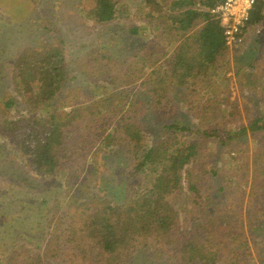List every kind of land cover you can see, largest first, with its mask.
I'll return each instance as SVG.
<instances>
[{
    "label": "trees",
    "instance_id": "1",
    "mask_svg": "<svg viewBox=\"0 0 264 264\" xmlns=\"http://www.w3.org/2000/svg\"><path fill=\"white\" fill-rule=\"evenodd\" d=\"M147 1L133 4L131 0H94L89 10L83 9L82 18L93 21L95 25H103L115 18L128 19L131 13L138 22L142 20L143 25L132 26L129 35L136 37L141 31L153 27L155 38L160 39L162 34L170 36L171 39L163 46L147 43L139 50L135 55L136 62L131 64L133 68L137 63L135 79L143 70H150L147 76L153 83L150 93L157 112L169 109V96L175 92V88L195 90L200 87V94L194 95V100L183 101V104L189 107L195 119L202 121L213 113L221 120L216 122L223 123L226 115L219 108L223 104L220 96V100L215 97L206 99L207 94L215 90L209 82L210 78L220 79L228 67L229 50L225 44L224 30L219 19L210 12L223 0H156L154 8L143 14L140 9L145 11L148 8ZM132 6L137 10L133 11ZM263 21L264 0H256L250 25L256 27ZM61 52L53 49L41 55L26 50L14 66V88L19 94L29 92L25 104L31 113L36 108L40 109V104L49 105L63 88L66 69ZM155 54L161 58L155 59ZM151 58L154 60L152 65L149 63L152 62ZM164 58L166 60L161 63ZM247 69L245 74L237 71L238 83L244 89H256V68L250 63ZM148 84L149 81L144 83ZM122 100L124 98L115 96L99 99L91 105L89 99L80 101L75 98L71 100L69 112H49L44 117L35 113L0 122V138L3 137L15 153L25 158L30 155L33 169L43 178L56 181V177L67 173L71 179L65 175L63 177L71 191L81 173L88 170L93 175L98 173L95 157L104 151V147L116 150L119 133L134 150L133 174L145 172V180L152 179L151 188L144 192L130 188L124 205L108 199L101 200L102 197L93 202L89 200L88 207L83 208L86 212L90 211L89 215L82 212L67 237L55 231L48 240L46 251L50 260H62L67 264H127L138 248L151 247L170 251L179 264H244L252 255V243L244 235L246 215L243 216L240 211L224 213L222 201L226 196L218 201L215 197V194L223 193L224 187L217 190L210 185L208 191L201 187L204 181L200 176L209 162L207 159H212L209 143L217 144L207 140L214 134L220 137V130L212 127L201 131L175 121L174 124L164 125L169 135L155 142L148 137L151 133L142 126L140 117L132 114V110L142 105L140 101L125 98L123 106L118 105ZM112 101L111 107H118L119 111L109 112L107 106ZM14 102V99L9 100L7 107ZM140 112L139 116L142 115ZM118 113H122L123 117L114 122V115ZM100 117H109V125L111 129L115 127L114 132H104L106 129L102 124L107 119L104 121ZM64 119L67 124H64ZM247 130L264 132V116L257 117L249 128L242 129L244 133ZM195 132L206 143L188 138ZM220 143L227 141L223 138ZM95 144L101 150L88 156L86 150ZM255 162L264 164L261 159ZM183 173L188 181L186 193ZM257 174L260 180L264 179V168ZM104 177L100 175V178ZM224 178L231 180L230 174ZM76 187L73 195L81 191L80 185ZM201 189L205 192L204 198L199 195ZM183 214L185 221L181 223ZM263 217L256 214L254 219L246 220L261 228L260 220ZM263 243H255L253 251L259 257L264 249ZM41 256L37 254L31 258L28 255L27 261L21 264H42Z\"/></svg>",
    "mask_w": 264,
    "mask_h": 264
},
{
    "label": "rangeland",
    "instance_id": "2",
    "mask_svg": "<svg viewBox=\"0 0 264 264\" xmlns=\"http://www.w3.org/2000/svg\"><path fill=\"white\" fill-rule=\"evenodd\" d=\"M131 1L141 4L143 0ZM155 1H147L148 8L145 11L140 9L143 14L154 8ZM93 4L94 0H0V122L35 113L44 117L49 112H69L71 100L75 98L80 101L89 99L93 105L99 99L116 96L124 98L118 104L122 106L125 98L128 101L135 98L142 105L132 110V114L140 117L142 126L151 133L148 137L155 142L169 135L164 125L174 124L175 121L201 131L212 127L219 129L220 137L214 134L207 140L217 144L209 143L212 159H207L209 162L200 176L204 181L201 187L206 191L210 185L217 190L224 187L223 193L215 194L217 201L226 196L222 201L224 213L240 211L243 216L246 215L244 218L251 220L256 214L264 216V185L261 187L264 179L260 180L257 174L264 164L255 162L257 159L264 160V132L242 131L249 128L257 117L264 116V21L256 27L250 25V32L240 50L228 49V67L222 77L218 80L213 76L210 78L209 82L215 90L207 94L206 99L215 97L220 100V96L223 104L219 108L226 115V120L218 124L221 120L213 113L201 121L195 119L189 107L183 104L185 100H194V95L202 91L200 87L195 90L175 88V92L169 96V109L157 112L150 93L153 83L147 76L150 70H143L135 79L137 63L133 68L131 64L136 62L135 55L147 43L163 46L171 39L170 36L162 34L160 39L155 38L153 27L141 31L136 37L129 35L132 26L143 25L142 20L138 22L131 13L128 19L115 18L109 23L95 25L93 21L82 18L83 9L89 10ZM132 9L137 10L134 6ZM53 49L62 51L64 58L66 79L63 88L49 105L45 103L47 107L40 104V109L36 108L31 113L25 104L29 92L19 94L14 88V66L26 50L46 55ZM155 55V59L161 58ZM165 60L161 59V63ZM153 62L149 63L152 65ZM250 63L256 68L258 80L256 89L247 90L238 83L236 73L239 70L245 74ZM148 81L149 84L144 85ZM11 99L16 103L7 107L6 103ZM112 104L113 101L108 103L109 112L119 111L118 107L112 108ZM101 114L104 115L103 112ZM121 117L122 113L114 115V122ZM100 119H107L102 124L106 129L104 132L109 133L115 128H110L109 117ZM229 120L231 122H227ZM64 122L67 124L66 120ZM188 138L203 141L198 132L190 134ZM223 138L227 143H220ZM117 139L119 144L116 150L104 147V151L95 157L98 173L93 175L89 170L81 173L71 191L63 177L65 175L71 179L67 173L56 177V181L43 178L33 169L30 155L25 158L15 153L5 139L0 138V264H21L27 261L28 255L34 258L37 254L43 255L42 264H67L62 260H50L46 251L48 240L55 231L67 237L81 213L89 215L90 211L83 209L88 207L89 200L93 202L102 197L101 200L108 199L124 205L130 188L139 192L151 188L152 179L145 180L147 173L133 174L134 150L122 139V133L117 135ZM99 150L101 147L95 144L86 151L88 156H92ZM226 174H230L231 180L224 178ZM100 175L105 177L100 178ZM183 176L186 193L188 181L185 173ZM77 185H80L81 191L73 195ZM203 190L199 195L204 198ZM211 192L213 195L214 191ZM246 219L244 235L252 243V255L244 264H264V249L260 257L253 251L255 243L264 241V217L260 220L261 228ZM180 220L184 223L185 214ZM127 264L179 263L170 251L148 247L138 248Z\"/></svg>",
    "mask_w": 264,
    "mask_h": 264
},
{
    "label": "built area",
    "instance_id": "3",
    "mask_svg": "<svg viewBox=\"0 0 264 264\" xmlns=\"http://www.w3.org/2000/svg\"><path fill=\"white\" fill-rule=\"evenodd\" d=\"M255 4L256 0H223L210 10L222 24L228 49L237 51L244 46Z\"/></svg>",
    "mask_w": 264,
    "mask_h": 264
}]
</instances>
